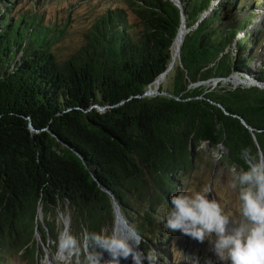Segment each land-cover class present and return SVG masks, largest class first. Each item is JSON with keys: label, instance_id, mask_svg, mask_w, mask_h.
Returning a JSON list of instances; mask_svg holds the SVG:
<instances>
[{"label": "trees", "instance_id": "trees-1", "mask_svg": "<svg viewBox=\"0 0 264 264\" xmlns=\"http://www.w3.org/2000/svg\"><path fill=\"white\" fill-rule=\"evenodd\" d=\"M59 1L0 0V264H38L36 233L56 245L58 217H67L75 234L110 229L115 203L143 237L140 248L152 250V236L162 232L157 211L166 213L171 196L184 191L180 183L202 142L224 145V160L241 169L242 150L264 155V89L220 81L187 90L253 74L246 28L258 25L257 1L222 0L211 9L216 0H180L190 31L160 89L179 99L138 97L171 63L180 27L174 5L111 3L82 19L89 25L75 27V49L61 58L69 21L46 19ZM231 8L242 10L241 21L224 16ZM254 78L264 82V65ZM95 105L110 108L101 113Z\"/></svg>", "mask_w": 264, "mask_h": 264}, {"label": "clouds", "instance_id": "clouds-1", "mask_svg": "<svg viewBox=\"0 0 264 264\" xmlns=\"http://www.w3.org/2000/svg\"><path fill=\"white\" fill-rule=\"evenodd\" d=\"M247 163L228 183L238 194L242 220H234L225 212L222 202L209 189L179 191L171 196L170 207L163 216V226L169 232L177 230L198 241L207 240L223 264H264V156H253L242 150ZM62 224L56 238L58 264H67L83 254V264H121L131 259L132 264H159V255L152 249H140L144 243L140 232L132 227L123 214L114 217L110 229L75 234L67 218L58 217ZM123 225V227H121ZM107 252L110 259H103ZM207 264H213L208 259Z\"/></svg>", "mask_w": 264, "mask_h": 264}, {"label": "rangeland", "instance_id": "rangeland-1", "mask_svg": "<svg viewBox=\"0 0 264 264\" xmlns=\"http://www.w3.org/2000/svg\"><path fill=\"white\" fill-rule=\"evenodd\" d=\"M79 1L82 2L78 3L76 0H60L59 6H50L46 9V19L51 18L52 20L59 23L64 21L67 22V20L69 21L68 31L70 35L64 39L61 45H59V57L61 58L68 56L75 49L74 45L77 43L76 32L84 26V23L86 26L89 25L90 20L84 22L82 19H84L86 16H91L92 13L100 14L103 8L111 3H113V6H115L117 3H123V0ZM220 1L222 0H216L211 9H213ZM249 1L250 0H241V3H248ZM255 1H257L258 4L255 2L253 3V0L251 1V3H253L252 6L255 7L252 19L256 20L258 25H255L256 23H251V25L246 28V32L250 34L246 40V43H248L249 47L253 48L255 51L253 61H250L248 67L249 70L253 72V74H249L252 78L246 79L245 84L240 85V83L236 86H234L231 81L224 82L232 87H249L247 83L253 84V81H256L254 77H256V73L260 70L261 65H264V0ZM21 6L22 4L17 3L15 11L21 8ZM122 6L124 5L122 4ZM55 11L59 13V18L53 14ZM239 11L242 10L239 9L235 11V9L232 8L230 10L224 9L223 14L224 16L228 14L227 18L231 17V19H235V21H241L242 13ZM130 16V20L135 22L136 17L131 13ZM209 16H211V12L203 14L202 17L207 18ZM222 22L226 25L229 21L223 19ZM75 27H78L79 29H75ZM243 38H245L244 34L238 36V39ZM231 50L233 51L234 56H238V52L235 50L234 45L231 47ZM244 54L248 55V52ZM238 75L242 77V75L246 76L248 74L244 73ZM162 84L166 87L169 85V81L165 79L163 80ZM206 85L215 86L214 82H211V84L208 82ZM225 155L226 151H224L221 147H212L208 143L200 144L199 148L195 149V166L190 171V173L186 174L180 184L185 192L209 189L211 191V193H209V198L214 196L217 200L223 203L225 212L227 214H229L234 220L240 221L243 219V217L239 209L238 194L231 191L227 185L229 181H231L232 178L241 170V168L237 167L236 165H232L228 161H225ZM117 211L123 214L120 209L115 207V216H117ZM164 215V211H157L156 225L162 232L159 236H157V239L152 236V241L154 244L153 249L159 255V264H207L208 259H211L213 264H223V262L219 261V259L216 257L215 253L211 251V245L207 240L204 242H198L187 235L181 234L178 230L176 232H169L167 229H165L163 226V221H161ZM62 217L67 218L65 216ZM38 220L41 223L43 222L41 212L38 215ZM131 225L133 227L132 223ZM36 238L40 245H42L41 253L38 256V264H58L59 258L56 252V245L51 240V238L44 240L39 233H36ZM147 244L149 246V243ZM78 258V256L70 258L67 261V264H83ZM103 259L105 261L110 259L107 252L105 253ZM17 264L28 263L21 261ZM121 264H125L124 260H122ZM145 264H148V262L145 261Z\"/></svg>", "mask_w": 264, "mask_h": 264}, {"label": "water", "instance_id": "water-1", "mask_svg": "<svg viewBox=\"0 0 264 264\" xmlns=\"http://www.w3.org/2000/svg\"><path fill=\"white\" fill-rule=\"evenodd\" d=\"M163 2H169L170 4H172V5H174L179 11H180V27H179V30H178V33H177V35L175 36V38H174V42H173V44H172V53H171V55H172V60H171V63L169 64V67L167 68V70L163 73V74H161L159 77H163L164 78V80L166 79V77H167V75H168V73L173 69V67H174V65H175V63L177 62V60L179 59V57H180V50H181V46H182V44H183V42H184V39H185V36L187 35V33L190 31V29H188L187 27H186V19H185V14H184V8H183V5H182V3H181V1H179V0H163ZM211 12V11H210ZM210 12H208V13H210ZM205 16V15H204ZM205 17H202V19L201 20H203ZM200 20V21H201ZM197 25L198 24H196V26L195 27H197ZM185 28L184 29V32H183V37H182V39H181V41H180V44L178 45V48H177V54H178V59H176L175 60V57L173 56V46H174V44H175V40H176V38H177V36H178V34H179V32H180V30H181V28ZM195 27H193V28H195ZM158 77V78H159ZM235 77H240L238 74H231V76L229 77V78H225V79H213V80H209V81H199V82H196V83H192V84H189L188 86H187V90H194V89H200L201 87H216L217 85H218V83L221 81V82H232L233 84H234V86H236V85H239L240 83V85H242V84H245V82L246 81H241L240 83H235V82H233L231 79H233V78H235ZM157 78V79H158ZM240 78H243V79H250V78H252L250 75H246V76H244V75H242V77H240ZM156 79V80H157ZM156 80L148 87V89L144 92V94L143 95H141V96H138L139 98H144V97H154V96H157V95H165V96H170V97H173V98H176V99H179V97H177V96H174V95H172V94H170L168 91H161L160 89H161V84H162V82L159 84V85H157V87H155L154 89L152 88L153 87V84L156 82ZM254 80V79H253ZM256 80V79H255ZM208 82L211 84V82H214V85L215 86H207L206 84H208ZM243 82V83H242ZM255 82V83H254ZM247 85L249 86V87H251L252 85L253 86H257L258 88H263L264 89V83L263 82H259V81H253V84L252 83H247ZM247 85H245V86H247ZM244 86V85H243ZM91 108H95V109H97L99 112H101V113H104V112H106V110L108 109V108H110V107H107V106H105V107H102V106H98V105H95V106H92ZM241 121H242V123L245 125V127L247 128V129H249L252 133L254 132V130H253V128H251L250 126H248L246 123H245V121L244 120H242L241 119ZM29 129H30V131L31 132H39V130H37V129H35L34 127H33V125H32V123H31V121H29ZM260 132V131H259ZM254 137V136H253ZM255 138V137H254ZM203 143H208V142H202L201 144H203ZM209 144V143H208ZM210 145V144H209ZM211 146V145H210ZM217 147H221L224 151H226V155L225 156H228V149L224 146V145H222V144H219V145H217ZM258 156H264L263 155V153L260 151L259 152V155ZM237 166V165H236ZM238 167V166H237ZM116 204V203H115ZM116 208H118L119 209V206L116 204V206H115ZM41 212V208L39 209V213ZM117 213H119V211H117ZM121 213V212H120Z\"/></svg>", "mask_w": 264, "mask_h": 264}, {"label": "bare ground", "instance_id": "bare-ground-1", "mask_svg": "<svg viewBox=\"0 0 264 264\" xmlns=\"http://www.w3.org/2000/svg\"><path fill=\"white\" fill-rule=\"evenodd\" d=\"M180 1V0H179ZM184 29L185 28H181V30H180V32H179V34H178V36H177V38H176V40H175V44H174V46H173V56L175 57V60L178 58V54H177V48H178V45L180 44V41H181V39H182V37H183V32H184ZM249 75V74H248ZM163 80H164V78L163 77H159L157 80H156V82L154 83V85H153V89L155 88V87H157V85H159L161 82H163ZM233 82H235V83H240L241 81H246V79H243V78H240V77H235V78H233V79H231ZM235 80V81H234ZM121 213L119 212V213H117V216L118 215H120ZM121 227H123V225H121ZM140 247V246H139ZM124 262H125V264H132V262H131V259L129 258L128 260H124Z\"/></svg>", "mask_w": 264, "mask_h": 264}]
</instances>
